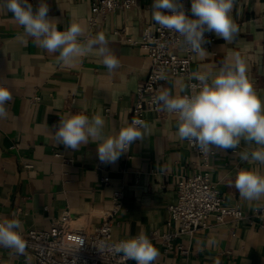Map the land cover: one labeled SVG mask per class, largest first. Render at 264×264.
Instances as JSON below:
<instances>
[{
  "label": "crops",
  "instance_id": "obj_1",
  "mask_svg": "<svg viewBox=\"0 0 264 264\" xmlns=\"http://www.w3.org/2000/svg\"><path fill=\"white\" fill-rule=\"evenodd\" d=\"M39 2H29L34 11ZM44 2L58 29L77 21L86 36L103 32L120 66L109 72L95 52L64 65L57 60L58 53L39 48L12 14L0 7V84L12 92L8 114L0 118V219L15 214L25 233L32 227H51L70 209L68 226L89 229L113 211L119 194L122 205L113 216L114 237H134L143 231L159 250L156 264H264V197L244 201L232 186L239 168L264 173V165L239 158L246 148L255 149V143L242 141L237 149H219L209 167L226 203L240 205L245 217L222 224L212 218L207 228L182 234L165 251L163 235L173 229L168 206L177 200L178 180L194 175L201 165L187 140L178 138L176 116L166 110L160 115L148 113L150 134L133 142L113 164L99 161L97 145L91 141L74 151L53 136L60 116L67 113L101 115L106 135L131 123L136 90L151 65L143 48L124 43L122 37L124 33L141 37L152 20L153 0L99 15L94 27L90 25L92 0ZM231 15L239 34L231 43L218 38L214 53L205 50L193 69L217 70L239 52L248 79L264 101V0H235ZM164 88L174 96L186 89L180 77H171ZM1 263L35 264V259L26 250L21 255L0 247Z\"/></svg>",
  "mask_w": 264,
  "mask_h": 264
},
{
  "label": "clouds",
  "instance_id": "obj_2",
  "mask_svg": "<svg viewBox=\"0 0 264 264\" xmlns=\"http://www.w3.org/2000/svg\"><path fill=\"white\" fill-rule=\"evenodd\" d=\"M234 3L235 0H191L190 17L184 11L182 0H153L151 16L161 28L176 33L180 44L204 55L205 32H212L228 43L239 34V26L231 15ZM0 7L12 14L24 29V35L33 38L39 48L58 53L57 60L62 64L71 65L95 52L109 72L119 68L120 61L108 47L109 41L103 32L86 36L85 27L77 21L70 22L63 30L58 29L57 21L48 17L49 7L44 0H40L35 11L29 0H0ZM158 78L167 80L163 70ZM192 79L198 83L190 86L196 90L191 95L174 96L170 89L161 88L153 98L158 107L176 116L178 138L189 141L206 155L213 147L227 150L239 148L242 141L255 143V149L246 148L239 153V158L264 165V101L248 79L247 64L240 53L234 52L217 70L193 73ZM11 99L10 89L0 84V118L7 116L6 104ZM104 128L105 120L99 114L90 118L84 113H67L60 116L53 136L74 151L91 141L97 145L99 161L113 164L133 142L144 140L151 132L150 126L139 120L121 127L114 135H106ZM232 186L242 200L259 201L264 197V173L239 168ZM26 246L20 219L15 214L12 218L0 219V247L22 255ZM111 248L136 264H154L160 255L143 231L116 242Z\"/></svg>",
  "mask_w": 264,
  "mask_h": 264
},
{
  "label": "built area",
  "instance_id": "obj_3",
  "mask_svg": "<svg viewBox=\"0 0 264 264\" xmlns=\"http://www.w3.org/2000/svg\"><path fill=\"white\" fill-rule=\"evenodd\" d=\"M29 2L33 3L34 0ZM138 3L139 0H92L90 25H96L99 15L105 16L119 9L129 10ZM182 3L185 13L191 17V0H182ZM204 35L207 43L203 47L214 53L218 37L212 32H205ZM179 39L176 33L161 28L153 20L145 24L140 38L124 33L122 41L143 48L151 65L146 79L136 90L137 99L132 108L131 122L139 120L146 123L148 113H163V110L153 103V98L171 77L184 80L186 89L181 95H191L196 91L190 86L198 83L192 76L193 73L201 72L193 69L199 54L180 44ZM161 70L167 80L158 78ZM187 143L200 158L201 165L194 175L183 176L178 180L177 200L168 206L169 224L173 229L163 235L165 251L171 250L174 240L182 234L207 228L212 218L217 224H222L245 217L240 205L226 203L211 178L209 167L219 149L213 147L209 155H206L189 141ZM114 201L113 211L100 224L89 229L70 228L68 223L72 219V211L68 209L51 227H32L27 232H22L27 242V255L34 257L35 264H136L134 260H126L122 253H115L111 248L116 242L130 238L114 237L113 216L122 205L121 196L115 195ZM148 238L152 242V239Z\"/></svg>",
  "mask_w": 264,
  "mask_h": 264
}]
</instances>
